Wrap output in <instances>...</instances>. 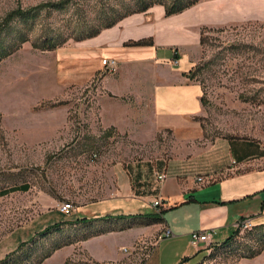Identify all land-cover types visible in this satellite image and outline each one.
I'll return each mask as SVG.
<instances>
[{"label": "rangeland", "instance_id": "374dc122", "mask_svg": "<svg viewBox=\"0 0 264 264\" xmlns=\"http://www.w3.org/2000/svg\"><path fill=\"white\" fill-rule=\"evenodd\" d=\"M121 1L0 0V60L26 46L47 53L51 66L62 55L66 62L63 95L58 93L55 72L50 69L45 95L49 99L38 104L35 99L17 103V109L27 112L28 118L42 113V109L57 108L59 113L65 109L63 141H19L0 125V260L15 251L14 245L19 246L21 240L26 242L46 227L61 224V204H72L71 215L63 214L65 221H70L67 219H72L76 208L111 197L118 166L143 158L166 157L179 144L167 131L154 133L150 124L153 104L146 83L158 75L156 69L154 73L150 68L136 73L126 67L133 93L122 97L112 95L105 87L104 78L115 74L118 66L114 72L107 71L104 57L98 58L102 68H96L92 58H83L79 85L68 76L72 67L67 60L78 52L75 48L88 47L83 43L89 39L77 41L79 36L98 30L99 12L112 7L120 9ZM37 6L40 9L27 15ZM13 11L25 14L7 22ZM175 16V24L185 25L182 35L188 32L193 38L191 44L195 43L189 49L195 60L190 81L202 87V112L195 117L202 127L199 147L220 139L264 138V0H207ZM202 28H207L203 45ZM179 34L170 37L179 38ZM46 36L55 39L57 47L47 51L36 49L34 44L42 45ZM185 47L178 48L185 51ZM80 52L88 54V50ZM163 70L160 69V75ZM25 77L27 85L34 88L37 76ZM13 79H18V75ZM104 106L121 107L119 112L123 115L126 109L129 120L135 118L141 129L137 131V127L135 134L130 135L122 126L120 130L106 126ZM104 219L98 220L94 228L92 219L89 224L71 221L61 226L60 234L39 240L37 247L41 253L60 246L43 264H144L153 255L161 233L156 228L160 222L141 216L120 222L131 242L122 247L118 259L94 260L80 242L103 233ZM142 230L149 233L140 235ZM237 231L229 243L209 248L205 261L201 254L197 264H239L264 252V226L252 222ZM104 245L107 244L103 242Z\"/></svg>", "mask_w": 264, "mask_h": 264}, {"label": "crops", "instance_id": "0c3cea01", "mask_svg": "<svg viewBox=\"0 0 264 264\" xmlns=\"http://www.w3.org/2000/svg\"><path fill=\"white\" fill-rule=\"evenodd\" d=\"M175 17H165L163 6L134 14L97 37L84 41L83 45L88 47H76L78 52L67 60L72 67L68 76L77 85L81 81L84 57L92 58L96 68L101 67L99 57L116 60L117 71L106 76L104 81L107 91L119 97L133 93L131 76L125 74L126 67L136 73L143 68H150L153 73L156 69L158 75L146 83L153 104L150 124L154 133L167 131L179 143L174 147V153L166 157L143 158L118 166L112 182L113 195L91 203L86 206L88 208H76L72 219H67L96 220L91 223L94 228L100 222L98 220L110 217L104 219L103 233L80 242L82 249L97 262L112 261L121 256L122 247L131 241L126 236L127 230L123 231L124 223L120 222L130 220L132 214L142 218L148 214H162L156 227L161 233L153 255L144 264H179L183 258H192L200 250L205 251V245L199 249L191 245V234L196 231L209 230L213 247L224 244L232 232L234 235L238 224L252 221L264 226V138L220 139L207 147H199L197 142L203 137L202 127L195 117L202 112V87L191 82L189 76L195 64L189 49L195 43L191 44L193 38L188 32L182 35L185 25L175 24ZM171 34L180 37H170ZM150 38L154 43L152 46H125L130 41ZM179 46H186V50L182 51ZM81 50H88V54H82ZM65 63L62 55L51 66L47 53L26 46L0 60V125L7 130L6 134L24 142L65 139V109L60 113L57 108L42 109V113H34L31 118L27 117V112L17 109V103L35 99L38 104L49 99L46 94L50 69L55 72L54 85L63 95ZM161 68H164L163 75H160ZM16 74L18 79H13ZM26 74L37 76L34 88L27 85ZM1 102L8 105L2 106ZM119 110L121 107L104 106L106 126L119 130L122 126L130 135L135 134L137 127V131L141 129L135 118L129 120L126 109L124 115ZM161 175L166 178L159 180ZM199 178L204 182L198 183ZM156 200L162 204L159 209L152 207ZM58 216L63 217L60 222L66 220L62 212ZM120 216L126 219L119 221ZM141 233L149 232L142 230ZM103 242L107 245L103 246ZM239 264H264V252Z\"/></svg>", "mask_w": 264, "mask_h": 264}, {"label": "trees", "instance_id": "16d2710c", "mask_svg": "<svg viewBox=\"0 0 264 264\" xmlns=\"http://www.w3.org/2000/svg\"><path fill=\"white\" fill-rule=\"evenodd\" d=\"M203 1H207V0H122L120 3L121 5H119L121 6L120 9L116 7H112L110 9H105L104 11L99 12L98 17L101 22V27L98 30H94L93 33H89V34L87 33L85 35L79 36V39H77V41H84L87 39L94 38L98 36L103 30L113 28L125 18L132 16L134 14L146 13L156 5H160L164 7L165 17H171L181 14L195 7L196 5L200 4ZM38 9H40L39 6L32 8L29 11V13H27V15ZM23 14L25 13L19 11H13L9 13L6 21L10 22L14 19L15 16L23 15ZM201 30H202L201 44L203 45L206 40L205 34L207 28H202ZM152 45H154L152 38L142 39L139 41H130L125 44V46H134V47L152 46ZM34 47L42 51L53 50L57 47V41L52 37L46 36L42 39V45H38L37 43H35ZM190 73L189 76L191 78ZM146 216L150 217L151 220L156 222H160L162 220L161 213H155L153 215L148 214ZM109 218L110 217H105L106 220H108ZM130 218H141V215H138V217H130ZM117 219L124 220L126 218L120 216ZM70 222L71 221H62L61 224L57 223L53 226L46 227L28 241L21 242L15 251H13L11 254L7 255L5 258L0 260V264H43V262L47 260L57 249H59L60 246L57 245L51 248L46 253H41L38 251L37 243L39 242V240L40 241L42 240L41 242H43V240L48 239V237L51 236L53 237L55 235L60 234V232L62 231L61 226L65 224H71ZM76 222L89 224L92 222V220L88 218H84V219H78L76 220ZM237 233L238 231H236L235 234L232 235L225 243H229ZM205 251L204 250L199 251L197 255L192 258H183L179 264H185V263L197 264L198 261L196 258L203 252H204L203 253L204 256L202 257V259L203 261H205L204 259L207 258ZM260 253L261 251L252 254L249 258H253L259 255Z\"/></svg>", "mask_w": 264, "mask_h": 264}, {"label": "built area", "instance_id": "2783aa9c", "mask_svg": "<svg viewBox=\"0 0 264 264\" xmlns=\"http://www.w3.org/2000/svg\"><path fill=\"white\" fill-rule=\"evenodd\" d=\"M103 65L105 69L109 72H114L118 66L117 61L115 60H104ZM159 180H164L166 178V175H161L158 177ZM198 183H203L204 180L202 178H199L197 180ZM160 200H156L152 207L154 209H158L161 206ZM63 214L65 215H71L73 209L72 204L70 203H63L60 206L59 209ZM247 225H252L251 221H248L244 224H238L236 227L240 228L241 226H247ZM166 236H169V233H167ZM191 245L197 249H199L202 245H205L206 251H209V248H211V233L209 230H201V231H196L191 234Z\"/></svg>", "mask_w": 264, "mask_h": 264}, {"label": "bare ground", "instance_id": "6f19581e", "mask_svg": "<svg viewBox=\"0 0 264 264\" xmlns=\"http://www.w3.org/2000/svg\"><path fill=\"white\" fill-rule=\"evenodd\" d=\"M247 226H249V225H247Z\"/></svg>", "mask_w": 264, "mask_h": 264}]
</instances>
